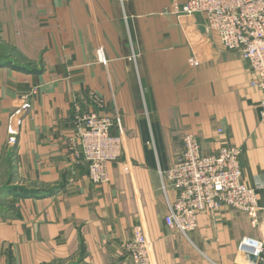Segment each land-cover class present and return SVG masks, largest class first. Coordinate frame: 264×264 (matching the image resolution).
Returning a JSON list of instances; mask_svg holds the SVG:
<instances>
[{
  "label": "crops",
  "instance_id": "1",
  "mask_svg": "<svg viewBox=\"0 0 264 264\" xmlns=\"http://www.w3.org/2000/svg\"><path fill=\"white\" fill-rule=\"evenodd\" d=\"M184 1L0 0V264H134L122 245L137 225L152 243L150 264H251L238 243L264 238L256 75L202 15L177 13ZM32 90L9 146V116ZM111 94L124 153L98 184L67 139L74 105L111 113ZM185 133L206 152L222 140L240 148L242 179L261 208L256 225L227 206L199 213L186 235L165 224L177 193L161 190L159 171L177 159Z\"/></svg>",
  "mask_w": 264,
  "mask_h": 264
},
{
  "label": "built area",
  "instance_id": "2",
  "mask_svg": "<svg viewBox=\"0 0 264 264\" xmlns=\"http://www.w3.org/2000/svg\"><path fill=\"white\" fill-rule=\"evenodd\" d=\"M177 13L203 16L207 32H214L223 48L241 54L247 69L256 77L250 85L260 92L259 115L264 120V0H185ZM99 60L105 64L102 52ZM21 97V104L11 113L7 124V144L14 146L19 135L20 120L28 113L30 95ZM96 108L104 106L96 94L90 95ZM111 113L81 112L74 105L73 131L68 137L71 155L87 166L89 179L98 184L106 183L108 163L120 160L124 153L121 117L111 94ZM223 134L222 129H217ZM240 148L221 141L216 151H203L197 138L182 135V150L171 167L159 171L160 188H173L176 199L168 203L165 224L186 235L197 225L199 213L214 214L227 206L240 210L257 224L261 209L256 190L245 184L240 166ZM127 171L129 167L123 164ZM151 241L141 226H134L131 238L122 245V253L134 264H150ZM239 251L251 257V264H264V238L242 237ZM250 261V260H249Z\"/></svg>",
  "mask_w": 264,
  "mask_h": 264
},
{
  "label": "rangeland",
  "instance_id": "3",
  "mask_svg": "<svg viewBox=\"0 0 264 264\" xmlns=\"http://www.w3.org/2000/svg\"><path fill=\"white\" fill-rule=\"evenodd\" d=\"M5 51L8 53V52H11V51H9V49H7V48H5ZM97 56H98V53H97ZM98 60H99V56H98ZM102 62V61H101ZM31 95H34V94H31ZM31 95H30V102H31ZM14 111V110H13ZM12 111V112H13ZM11 115V114H10ZM10 117V116H9ZM8 121H9V119H8ZM8 124V123H7ZM7 138H8V136H7ZM123 139H124V133H123Z\"/></svg>",
  "mask_w": 264,
  "mask_h": 264
}]
</instances>
